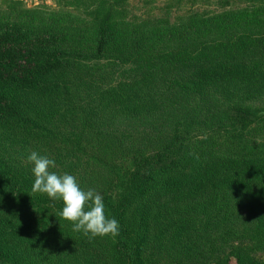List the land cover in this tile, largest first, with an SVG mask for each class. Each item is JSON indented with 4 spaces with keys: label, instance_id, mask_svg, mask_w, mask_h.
Returning a JSON list of instances; mask_svg holds the SVG:
<instances>
[{
    "label": "trees",
    "instance_id": "16d2710c",
    "mask_svg": "<svg viewBox=\"0 0 264 264\" xmlns=\"http://www.w3.org/2000/svg\"><path fill=\"white\" fill-rule=\"evenodd\" d=\"M56 4L0 0V264H264V99L222 96L264 98V0ZM31 151L119 234L56 217Z\"/></svg>",
    "mask_w": 264,
    "mask_h": 264
},
{
    "label": "clouds",
    "instance_id": "9594fccd",
    "mask_svg": "<svg viewBox=\"0 0 264 264\" xmlns=\"http://www.w3.org/2000/svg\"><path fill=\"white\" fill-rule=\"evenodd\" d=\"M26 159L32 165L31 192L61 201L62 207L55 216L69 221L73 231L89 239L114 238L119 234V221L106 215L104 199L99 192L93 188L85 190L72 174L50 171L56 164L47 155L31 151Z\"/></svg>",
    "mask_w": 264,
    "mask_h": 264
},
{
    "label": "rangeland",
    "instance_id": "374dc122",
    "mask_svg": "<svg viewBox=\"0 0 264 264\" xmlns=\"http://www.w3.org/2000/svg\"><path fill=\"white\" fill-rule=\"evenodd\" d=\"M26 2V4L28 6H34V5H44V4H50L52 6H56V0H24ZM170 0H132V5L134 6L133 11L139 15V14H144V12L146 13H153L154 15H161V13L164 12V9L166 7V5L168 4ZM146 2V3H145ZM185 3V2H183ZM245 2L242 1L241 4H244ZM206 5H214L213 2L208 4L205 2H199L197 6H199V8L205 7ZM182 7V5L180 6V8ZM179 10L174 9V13L178 12ZM240 86V85H237ZM241 87V90L237 91V90H233V88L231 87L230 91L228 92V90H226L225 92L222 93V96L225 97H230V100H233L232 102L235 101H241L240 98L243 97L242 93L244 94V96H246V103H251L254 105H258L261 104L264 98H261V96L256 97V91L254 89L248 88V87H244V89ZM229 93V94H228ZM239 95V96H238ZM252 97V98H250ZM194 102H192L190 105H188L187 108L191 107L193 105ZM113 129H118V127L121 130H127L129 129L130 131H134L136 129V127L142 126V125H128L127 123H113ZM143 129V126H142ZM145 131L147 130L146 128H144ZM141 145V144H140ZM264 257V256H263ZM231 264H235V263H231Z\"/></svg>",
    "mask_w": 264,
    "mask_h": 264
}]
</instances>
